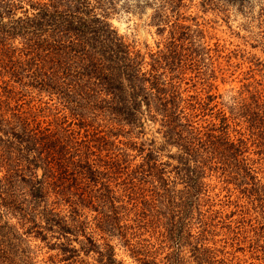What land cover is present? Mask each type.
Listing matches in <instances>:
<instances>
[{"label": "trees", "instance_id": "trees-1", "mask_svg": "<svg viewBox=\"0 0 264 264\" xmlns=\"http://www.w3.org/2000/svg\"><path fill=\"white\" fill-rule=\"evenodd\" d=\"M110 1L0 0V264H28L31 238L66 264H123L111 238L129 244L125 221L150 216L161 241L153 257L132 245L140 264H239L224 250L238 238L216 247V224L196 214L220 179L245 199L244 240L264 249V84L212 94L184 76L210 52L197 24L178 13L141 52L108 21Z\"/></svg>", "mask_w": 264, "mask_h": 264}, {"label": "rangeland", "instance_id": "rangeland-1", "mask_svg": "<svg viewBox=\"0 0 264 264\" xmlns=\"http://www.w3.org/2000/svg\"><path fill=\"white\" fill-rule=\"evenodd\" d=\"M167 1L112 0L107 19L126 41L135 44L141 52H154L158 49L157 45L161 46L166 40L169 25L177 20V15L180 13L188 19L182 22L197 24L192 27L202 30V44L210 48V52L203 55L205 65L198 66L200 71L197 72L198 68L194 69L195 66H193L192 70L186 71L184 76L193 77L194 80L198 76L203 80L206 79L212 84L210 91L212 94L224 96L236 92L247 84L251 86L264 84V0H174V3ZM177 1L181 2L180 6ZM161 27L164 29L162 33L158 32ZM189 84L184 86L190 87L193 84L192 81ZM199 86L201 85L198 82L197 92L200 90ZM190 88V93L195 92L193 86ZM155 127L146 126L145 134L142 136L155 138L160 143L159 135L154 133ZM121 138L124 140V137ZM132 139L137 140L135 137ZM158 147L160 148L159 160L175 164L169 155L175 153L176 148ZM38 174H41V170H38ZM206 181L209 183L208 192L211 194V200L200 207L201 216L196 215L206 223L216 224L218 231L214 236L217 240L216 247L224 244V237L234 236L238 238L237 241L234 240V247H226L225 251L232 252L237 259H240L239 264H264V249L255 251L249 243L251 240H244L243 233L241 234L243 226L246 229L247 226L240 221L238 211L245 204V199L240 198V194L234 188H231V194L221 189L223 184L220 179L213 177ZM182 185L178 181L176 188H181ZM230 186L234 187L232 184ZM216 193L219 195L217 196ZM228 194L232 195L228 198L233 200V203L226 201ZM159 204L157 202L158 206ZM132 216L131 214L129 218ZM125 223L132 226L127 233L129 244H123L117 236L111 238V243L115 246L116 258L123 264H140L138 259L132 256L133 253L130 251L132 245L148 250L153 257V249L159 240L161 241L158 232L162 230V227L157 219L154 216L147 217L143 223H140L142 225L139 230L134 228L135 224L132 220L128 219ZM229 227L232 232L228 230ZM195 230L196 227H193V231ZM249 234L252 235L253 232ZM100 235L97 234V237L100 238ZM99 241L101 242L102 239ZM73 244L78 247V243L73 242ZM26 245L29 247V252L24 256L30 258L28 264H66V261L61 260L62 255L58 254V250L48 249L39 240L31 238ZM158 252L160 251L157 248L156 258L160 260L165 253ZM82 256L90 261L94 258V254ZM143 256L141 254L136 258Z\"/></svg>", "mask_w": 264, "mask_h": 264}]
</instances>
